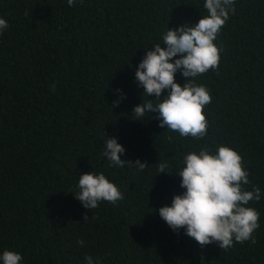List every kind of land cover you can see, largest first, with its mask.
<instances>
[{
  "label": "trees",
  "instance_id": "obj_1",
  "mask_svg": "<svg viewBox=\"0 0 264 264\" xmlns=\"http://www.w3.org/2000/svg\"><path fill=\"white\" fill-rule=\"evenodd\" d=\"M205 2L0 0L9 24L0 34V256L14 250L21 264H87V256L93 264H264V0H235L214 41L218 67L189 78L212 97L203 139L161 128L158 113L140 121L132 114L143 99L160 102L135 82L146 51L163 46L168 28L195 26ZM175 80L186 83L182 71ZM116 90L126 99L113 106ZM107 138L124 146L123 161L148 167L112 165L103 155ZM220 146L241 155L244 188L261 189L247 205L260 214L256 243L234 241L225 251L173 231L159 214L186 191L175 175L185 155ZM159 160L173 174H160ZM92 172L123 199L86 209L70 192Z\"/></svg>",
  "mask_w": 264,
  "mask_h": 264
},
{
  "label": "clouds",
  "instance_id": "obj_2",
  "mask_svg": "<svg viewBox=\"0 0 264 264\" xmlns=\"http://www.w3.org/2000/svg\"><path fill=\"white\" fill-rule=\"evenodd\" d=\"M67 2L71 7L76 0ZM234 3L235 0H206L204 8L207 15L195 26L168 28L163 36V46L158 43L146 51L135 68V82L144 89V96H155L160 102L153 104L151 99L148 102L143 99V103L133 109L136 120L140 121L146 112L158 113L155 118L160 121L161 128L167 126V130L178 132L183 137H205L208 120L204 108L211 103L212 97L206 86L197 85L189 78L218 67L221 49L214 41L230 13L235 12ZM8 27V22L0 18V34ZM177 56L179 58L172 62ZM178 71H182L186 78L183 86L175 80ZM165 89L170 90L169 94L161 100ZM51 90H55V85ZM116 91L121 92V96L113 106L126 99L122 90ZM104 149L103 155L114 166L129 165L138 170L148 167L139 159L123 161L121 154H126V149L117 138H107ZM183 163L185 166L175 175L182 178L180 186L186 191L176 195L171 206L159 209L162 219L177 233L182 228L186 229V235L201 246L218 242L225 251L233 246L234 241L243 243L251 240L255 244L253 233L260 227V214L247 205L261 199V189L254 186L252 191H248L244 188L250 181L241 155L229 146H220L217 154L202 148L199 153L194 151L185 155ZM157 167L160 174H173L167 170V162L159 160ZM77 188L78 191L70 193L88 210L97 208L101 201L115 204L123 199L119 188L103 173L83 174ZM84 219L87 221L89 217L85 215ZM78 243L84 245L83 240ZM22 259V254L14 250H5L0 256L3 264H21ZM85 259L87 264H93L91 256Z\"/></svg>",
  "mask_w": 264,
  "mask_h": 264
}]
</instances>
